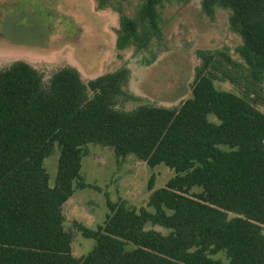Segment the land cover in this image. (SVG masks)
<instances>
[{"label": "trees", "instance_id": "1", "mask_svg": "<svg viewBox=\"0 0 264 264\" xmlns=\"http://www.w3.org/2000/svg\"><path fill=\"white\" fill-rule=\"evenodd\" d=\"M125 1L95 0L97 10L120 15L116 49L142 51L161 40L164 0H139L131 18ZM217 8L241 37L240 61L228 48L197 50L191 97L177 108L118 109L136 100L123 89L125 68L85 82L65 66L48 83L23 61L0 68V264H264V113L256 102L264 97V0H201L206 16ZM90 144L175 175L151 194L152 212L107 201L103 225H76L95 241L77 258L63 205L84 187ZM56 149L51 185L43 164Z\"/></svg>", "mask_w": 264, "mask_h": 264}, {"label": "rangeland", "instance_id": "2", "mask_svg": "<svg viewBox=\"0 0 264 264\" xmlns=\"http://www.w3.org/2000/svg\"><path fill=\"white\" fill-rule=\"evenodd\" d=\"M138 4L139 0H126L123 13L134 17ZM114 5L117 7L118 3ZM95 9L97 11L96 4ZM106 13L112 17L105 25L101 17L92 14L86 0H0V43H6L7 38L1 32L6 33V20L11 17L13 24H17L13 27L15 36L12 38L21 42L46 43L50 28L53 29L52 36H49L51 46L60 47L68 38L66 44L72 49L73 61L84 74L105 53L101 59L102 73L125 67L130 70L125 90L129 94L135 93L137 99L118 105V109L126 111L140 105L177 108L191 97L194 68L200 64L196 57L199 49L214 51L228 48L231 57L240 61L236 48L242 44V40L230 30L229 12L217 8L214 17L210 18L202 11L201 0L186 3L164 0L161 8L162 39L153 40L142 51H136L134 46L119 51L116 49L118 29L115 28H119L120 15L116 13L114 19L115 12L107 9ZM67 28L68 32L65 33ZM37 60L36 69L43 74L44 82L48 83L51 75L60 69L61 63L55 61L47 65L41 54H38ZM11 64H3L0 68ZM80 75L85 82L91 80L82 73ZM215 87L240 94L227 82H215ZM256 102L257 108L264 113V97H258ZM58 155L56 149L43 164L51 185L57 173ZM174 175V171L163 164L150 168L133 155L119 158L109 147L88 145L81 162L84 187L76 189L63 205L64 226L74 233L71 244L73 256L83 257L95 246L94 240L82 237L76 225L91 229L103 225L109 213L107 201L114 203L125 200L136 210L146 208L152 212L153 209L148 207L151 194L164 187ZM151 178L153 189L149 190ZM146 229L167 233L158 226L147 225ZM217 258L226 261L222 255Z\"/></svg>", "mask_w": 264, "mask_h": 264}, {"label": "crops", "instance_id": "3", "mask_svg": "<svg viewBox=\"0 0 264 264\" xmlns=\"http://www.w3.org/2000/svg\"><path fill=\"white\" fill-rule=\"evenodd\" d=\"M86 2H88L90 4L92 14H94L97 17H101L103 19V24L106 25V23L112 17V16H109V17L107 16L108 15L106 13L107 9H102V10L96 11L95 0H86ZM113 12H115V11H113ZM113 17H114V19H116V17H117L116 12L113 15ZM10 18H8V20H6V24H7L6 33L1 32V35L3 37H6L7 39H6V41H4L6 43H0V67L3 64L8 65L11 62L13 63L15 61H23V62L28 63L29 65H31L33 68L36 69V67H37L36 63L38 61L37 60L38 54H41V55H43L47 65H50L55 61L61 63L59 68H63L65 66L69 65V66L77 69L78 72L80 71V73H82V75L86 76L87 79H91V80L95 79L97 77L106 75V74L114 73L115 71L120 69L119 68V69L114 70V71L102 73L101 72V62H102L101 59L104 57V55H105V53H104L103 56L97 58L98 63L95 62L94 64H92L90 70L86 71V73L84 74L83 70L80 69V67L77 66V64L73 61L72 49L66 44L67 40H69L67 38V36H66L67 39H64L65 42L63 43L62 46L61 45H60V47H58L57 45L51 46L50 45L51 41H49V36L50 37L52 36L51 32L53 33V29L50 28V30H49L50 33L47 34L48 42H46V43L40 42V43H33L32 44L31 42H21L20 40H16V39L12 38V36H15L14 35L15 29H13V27L17 24H13L14 19H10ZM105 25H104V27H105ZM115 29L117 30L118 28H115ZM67 32H68V28H67L65 33H67ZM69 38H70V36H69ZM125 69L128 70V79H127V82L124 85L123 89L126 93H128L127 90H125V89H126L129 77H130V70L127 67H125ZM129 95H131L137 99V96L135 93H132Z\"/></svg>", "mask_w": 264, "mask_h": 264}]
</instances>
